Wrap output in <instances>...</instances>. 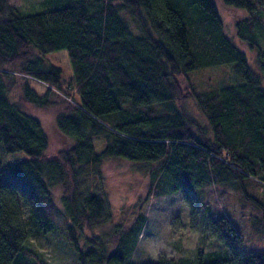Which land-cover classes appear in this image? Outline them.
<instances>
[{"label": "trees", "instance_id": "16d2710c", "mask_svg": "<svg viewBox=\"0 0 264 264\" xmlns=\"http://www.w3.org/2000/svg\"><path fill=\"white\" fill-rule=\"evenodd\" d=\"M222 1L242 13L235 32L257 49L261 76L227 35L216 0H43L33 14L0 0V145L29 157L0 180V264H25L32 233L69 244L78 264H125L147 223L143 204L127 226L97 234L110 220L104 190L82 186L101 181L110 159L153 165L146 200L172 191L186 204L173 222L196 232L206 210L210 237L196 264H264V251L242 254L234 222L213 218L203 199L215 188L216 202L236 194L241 212L264 225V0ZM61 50L70 78L45 58ZM216 69L234 80L196 82ZM31 80L46 86L42 96ZM29 104L52 111L57 142L71 144L52 150Z\"/></svg>", "mask_w": 264, "mask_h": 264}, {"label": "rangeland", "instance_id": "374dc122", "mask_svg": "<svg viewBox=\"0 0 264 264\" xmlns=\"http://www.w3.org/2000/svg\"><path fill=\"white\" fill-rule=\"evenodd\" d=\"M43 0H10L11 4L17 6L27 14L41 12ZM219 12L226 26V33L234 43L245 53L250 67L261 76L257 63V49L251 50L239 39L235 32V19L241 18L239 10L231 9L223 4L222 0H216ZM133 31H136L135 22L128 19ZM264 51V49L262 48ZM49 63L62 70L64 78L73 76L68 53L65 50L52 52L45 57ZM222 69L208 70L195 75L198 84L222 85L227 81L234 80L230 70L225 73ZM263 84H264V78ZM31 87L39 94L46 92V86L36 80H31ZM190 110L201 120L203 118L193 100H189ZM28 112L39 119L48 136L51 148L61 149L67 147L71 142H57L58 133L55 129V116L52 111L44 108H37L29 104ZM60 137V136H59ZM102 149V141L95 140V150L97 153ZM29 157L24 152L6 154L0 145V180L6 178L7 168L11 164L26 161ZM153 165L128 162L122 159H110L103 164L102 180L88 176L83 182V190L102 191L108 204L110 220L105 225L96 226V233L106 235L116 229V226H127L139 212L141 204L142 211L147 216V223L138 238V244L131 256L125 259V264H144L167 260L176 264L181 259H188L196 264L197 250L200 245L208 244L209 229L207 218L204 216V208L200 215V223L196 226V232L191 230V225L186 223L173 222V216L180 211H184L186 204L181 193L168 191L159 198H150L148 195L149 175L148 171ZM221 188L213 189V193L208 190L204 192V200L210 201L209 207L213 218L226 216L231 219L237 230L243 236L241 252L243 255L264 251V225L256 224L252 211L241 212L240 201L236 194H229L228 200L217 201V195ZM264 194V191L263 193ZM60 195V189L56 190V197ZM148 198V197H147ZM23 219H27L26 211ZM254 220V221H253ZM33 237L27 244L29 255L25 264H78L76 255L72 247L63 241H57L54 235H41L32 233ZM83 243V241H81ZM198 247V248H197Z\"/></svg>", "mask_w": 264, "mask_h": 264}]
</instances>
